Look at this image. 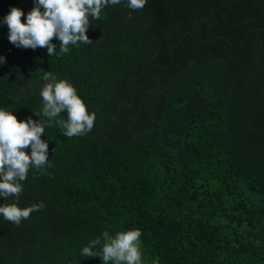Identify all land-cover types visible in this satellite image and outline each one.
Wrapping results in <instances>:
<instances>
[{
	"label": "trees",
	"instance_id": "obj_1",
	"mask_svg": "<svg viewBox=\"0 0 264 264\" xmlns=\"http://www.w3.org/2000/svg\"><path fill=\"white\" fill-rule=\"evenodd\" d=\"M12 7L26 21L34 0H0V108L47 124L51 71L96 119L72 138L45 128L51 166L18 201L45 207L19 226L0 215V264H102L82 248L134 228L144 264H264V0L109 6L62 56L12 44Z\"/></svg>",
	"mask_w": 264,
	"mask_h": 264
},
{
	"label": "clouds",
	"instance_id": "obj_2",
	"mask_svg": "<svg viewBox=\"0 0 264 264\" xmlns=\"http://www.w3.org/2000/svg\"><path fill=\"white\" fill-rule=\"evenodd\" d=\"M125 3L131 11L142 10L147 0H34V7L22 21L23 10L12 7L4 17L9 29L8 39L17 47L46 48L50 56L67 54L70 45L90 44L87 35L90 20L101 19L102 11L109 6ZM53 38L59 40V53ZM4 57L0 56V63ZM42 79L46 81L40 91L43 101L44 121L18 120L7 108H0V197H15L16 202L0 204V215L17 226L31 213L42 210L43 202L20 207L18 201L23 192V184L30 170L35 174L42 172L49 164L48 142L43 140L45 128L53 121L68 137L83 136L94 127L96 114L89 112L83 99L77 94L72 83L66 79L57 80L51 71H45ZM67 113V119L59 118ZM39 117L41 113L35 112ZM31 147V152L26 149ZM54 151V150H53ZM142 231L139 228L116 231L105 230L82 248L84 258L100 257L102 264H144ZM101 245L99 252L93 249Z\"/></svg>",
	"mask_w": 264,
	"mask_h": 264
}]
</instances>
